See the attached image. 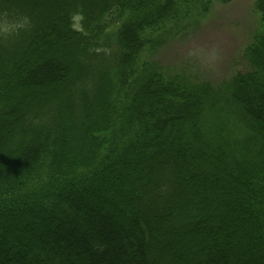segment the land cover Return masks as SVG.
Listing matches in <instances>:
<instances>
[{
	"label": "trees",
	"instance_id": "trees-1",
	"mask_svg": "<svg viewBox=\"0 0 264 264\" xmlns=\"http://www.w3.org/2000/svg\"><path fill=\"white\" fill-rule=\"evenodd\" d=\"M198 4L0 0V264H264V0L217 88L149 60Z\"/></svg>",
	"mask_w": 264,
	"mask_h": 264
},
{
	"label": "rangeland",
	"instance_id": "rangeland-1",
	"mask_svg": "<svg viewBox=\"0 0 264 264\" xmlns=\"http://www.w3.org/2000/svg\"><path fill=\"white\" fill-rule=\"evenodd\" d=\"M256 0H207L157 37L149 60L182 82L217 88L250 65L244 57L259 29ZM162 35V36H161Z\"/></svg>",
	"mask_w": 264,
	"mask_h": 264
},
{
	"label": "clouds",
	"instance_id": "clouds-1",
	"mask_svg": "<svg viewBox=\"0 0 264 264\" xmlns=\"http://www.w3.org/2000/svg\"><path fill=\"white\" fill-rule=\"evenodd\" d=\"M30 27L27 17L23 19H13L7 15L0 17V37H11L18 35L20 30Z\"/></svg>",
	"mask_w": 264,
	"mask_h": 264
}]
</instances>
